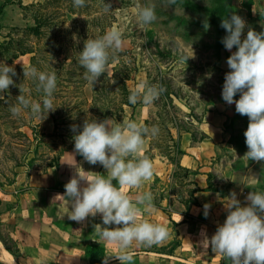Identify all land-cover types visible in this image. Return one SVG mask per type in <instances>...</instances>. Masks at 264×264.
<instances>
[{
  "label": "rangeland",
  "instance_id": "374dc122",
  "mask_svg": "<svg viewBox=\"0 0 264 264\" xmlns=\"http://www.w3.org/2000/svg\"><path fill=\"white\" fill-rule=\"evenodd\" d=\"M28 1L0 0V4L6 3L0 13V34L33 23L32 11H25L21 3L30 5L43 0H31L30 4ZM85 1L94 14L84 18L78 16L81 20L94 22L97 27L103 26L104 34L114 26L122 30L123 44L115 56L118 60L108 65V71L94 85L88 80L86 84H81L79 78L85 79V75L80 70L69 74L60 68L56 87L60 97L53 103L64 119L56 131L50 116L55 111L49 112L47 118L41 121L36 117L31 118L33 114L30 109L23 110L19 116H14L8 105L0 109V187L11 184L21 171L47 167L61 150L73 146L76 133L72 131V125H77V130L81 131L85 119H111L119 123L134 106L143 104H119L117 108L116 104H112V101L120 103L123 98L120 97L119 87L111 83V69L114 66L124 65L136 70L134 79L127 82L133 91L142 81L165 89L152 103L155 115L149 118L148 124L149 129H158L154 136L155 144L162 151H169L167 123L171 121L175 126L191 128L208 112L223 114L227 107L222 98V89L225 74L230 71L227 58L236 48L228 51L222 44L227 33L220 26L221 21L230 18L233 12L244 18L247 25L242 39L246 37L249 27L264 32V0H176L170 7L166 6V0ZM68 3L66 0L64 4ZM105 3L111 4L108 12L104 11ZM149 4L155 5L157 19L141 27L137 9ZM64 7L61 6L62 9ZM48 9L52 10L53 7L49 6ZM73 17L65 14L66 27L71 25ZM205 23L209 27L205 28ZM28 45L34 46L32 43ZM63 55L64 52L59 55L60 58ZM56 61H53L55 66ZM64 66L68 69L73 64L67 61ZM101 85L104 89L97 102V98L93 99V93ZM239 95L234 99L238 100ZM100 106L108 110L98 116L97 108ZM109 112L113 114L109 115ZM230 114L223 123L229 138L218 160H222V171L229 170L236 176L242 168L255 161L243 157L248 151L244 136L248 117L236 113L235 106L230 109ZM34 129L36 133H33ZM257 164L264 166V161ZM214 178L215 175L210 174V179ZM222 264H226V260Z\"/></svg>",
  "mask_w": 264,
  "mask_h": 264
},
{
  "label": "clouds",
  "instance_id": "9594fccd",
  "mask_svg": "<svg viewBox=\"0 0 264 264\" xmlns=\"http://www.w3.org/2000/svg\"><path fill=\"white\" fill-rule=\"evenodd\" d=\"M73 3L75 7H83L85 0H73ZM175 3L176 0H166L168 7ZM110 9L111 4L105 3L104 11ZM137 17L141 27L150 25L157 19L155 5L139 7ZM246 25V20L235 12L221 21L220 26L227 33L222 44L228 51L236 48L227 58L230 71L225 74L222 98L229 105L235 104L236 113L248 117V127L244 132L248 151L243 157L259 163L264 161V32L249 27L242 39ZM204 26L209 27L207 23ZM122 44V30L115 26L102 37L90 39L84 44L79 62L86 69L84 75L90 83L94 85L108 71L111 54L120 50ZM23 74L38 81L37 90L44 93L42 102L32 101L20 94L17 105L12 106L10 111L19 116L23 110L30 109L36 118L43 121L49 112L57 108L53 103L57 75L55 72H40L35 67L23 68ZM15 75L14 66L0 63V93L14 85ZM164 90L161 86L142 81L130 94L129 102L151 105ZM238 93L239 99L236 100L234 97ZM77 129V125H72V131L76 133L75 153L89 164L102 165L107 170V177L85 176L76 171L65 184L64 194L57 196L70 205L67 217L71 221L83 224L90 217L101 216L102 225L98 224L97 228L100 238L119 249L117 254L104 257V264L112 258L119 260L120 264H131L133 256L129 250L134 243L150 247L170 238V231L164 224L140 219L142 214L150 216L156 211L152 203L153 195L146 192L133 199L124 190L140 189L153 179V162L139 154L146 143L145 137H154L158 129H149L132 120L114 124L111 119H85L82 130ZM113 181L118 182L119 187ZM228 198L226 219L217 226L210 239L205 236L203 241L206 240L211 248L230 259L232 264H264V193L251 191L245 198L248 202L246 206L241 205L235 192ZM210 207V204H204L205 217Z\"/></svg>",
  "mask_w": 264,
  "mask_h": 264
},
{
  "label": "crops",
  "instance_id": "0c3cea01",
  "mask_svg": "<svg viewBox=\"0 0 264 264\" xmlns=\"http://www.w3.org/2000/svg\"><path fill=\"white\" fill-rule=\"evenodd\" d=\"M30 56L19 55L13 65L27 66ZM3 95L0 93V98ZM234 106L227 104L223 114L208 112L191 128L167 123L169 151H162L153 136L145 137L139 155L151 159L154 177L140 189L124 190L133 199L146 192L153 195L156 211L150 216L142 214L140 219L164 224L170 238L150 247L134 243L129 250L133 256L131 264H222L225 260L203 241L205 236L210 239L217 226L223 224L232 192L242 206L248 203L245 198L251 191L264 193V166L258 162L246 165L236 176L221 169L222 160L218 159L229 138L223 123ZM153 110L152 104L136 105L123 121L143 125L147 121L150 128L148 120L155 115ZM76 171L85 176L107 177L102 165L89 164L75 153L73 145L62 150L47 167L21 171L11 184L0 187V253L8 259L7 262L0 258V264H104V257L118 253L119 249L102 240L97 232L98 224L102 225L100 215L83 224L68 219L70 205L57 195L64 194L65 184ZM171 172L173 178L168 182ZM210 174L215 175L213 180ZM113 183L119 187L118 182ZM206 203L211 205L207 217L203 208ZM88 245L102 248V253L91 258L86 253ZM108 264L120 262L112 258Z\"/></svg>",
  "mask_w": 264,
  "mask_h": 264
},
{
  "label": "trees",
  "instance_id": "16d2710c",
  "mask_svg": "<svg viewBox=\"0 0 264 264\" xmlns=\"http://www.w3.org/2000/svg\"><path fill=\"white\" fill-rule=\"evenodd\" d=\"M65 2L66 0H43L34 4L26 5L23 9L25 11H32L33 23L24 27L13 28L3 35L0 34V63L5 62L9 66H14L12 65L13 60L19 55L31 54L30 62L27 66H14L16 75L13 77V80L15 83L10 86L9 89L4 92L3 97L0 98V109L4 105H8L10 108L17 105V97L20 94L25 95L26 98H30L32 101L42 102L44 93L42 90H37L38 81L24 77L23 68L27 69L28 67H35L40 72H55L57 78L60 77L58 75V71L61 70L60 68L65 69L69 74H73L79 70L85 73L86 69L79 62L80 53L87 40L97 39L103 36L104 28L103 26L97 27L94 22L87 23L84 19L81 20L79 18L89 17L94 14V11H90L89 5L86 1L83 7H78L76 9L73 5V0H68V4H64ZM5 4L6 3L0 4V13ZM64 5V9H62L61 6ZM49 6H52L53 9H48ZM65 14L69 16L74 15L70 20L71 25L68 27L65 26V23L67 22ZM73 39H76L77 41ZM28 43H32L34 46L28 45ZM62 52H64V55L60 58L59 55H61ZM116 54L117 51L111 54L109 65L118 60V58L115 57ZM54 60H58L55 63L56 66L53 63ZM67 61L73 64V66L68 69L64 66V63ZM111 71H113L112 80L115 81L114 85L119 87L118 90L120 91V97H123L120 99V103L112 101V104H116V108L119 104H121V106L124 104H131L129 102V96L133 90L129 89L127 82L134 79L133 74L136 70L124 65H119L114 66ZM79 81L81 84H86L88 82L86 78H79ZM102 85L99 90L97 87V90L95 89L93 93V99L97 98V102L98 97L104 89L101 88ZM57 92L58 91L56 90L54 91L53 100L60 97ZM112 94H115V92L112 91ZM93 104L91 106H93ZM121 106H119L118 109H120ZM107 110L106 107H98V116H101L102 112ZM112 114V112H109V115ZM105 115H108V113L105 112ZM50 116L52 117L53 126L56 131L60 126V121L64 119V115L60 110L58 111L56 109L55 112L50 113ZM33 117L35 116L32 115L31 118ZM146 124L147 121L144 125L146 126ZM33 133H36V129H34ZM176 153L180 154V151L177 150ZM59 154L57 155V158ZM86 253L93 258L102 253V248L95 245H88L86 247Z\"/></svg>",
  "mask_w": 264,
  "mask_h": 264
},
{
  "label": "built area",
  "instance_id": "2783aa9c",
  "mask_svg": "<svg viewBox=\"0 0 264 264\" xmlns=\"http://www.w3.org/2000/svg\"><path fill=\"white\" fill-rule=\"evenodd\" d=\"M172 178H173V172H171V174L169 175L168 182H171L172 181ZM225 260H226V264H232V262H231L230 259L225 258Z\"/></svg>",
  "mask_w": 264,
  "mask_h": 264
},
{
  "label": "bare ground",
  "instance_id": "6f19581e",
  "mask_svg": "<svg viewBox=\"0 0 264 264\" xmlns=\"http://www.w3.org/2000/svg\"><path fill=\"white\" fill-rule=\"evenodd\" d=\"M0 258L8 262L7 257L3 253H0Z\"/></svg>",
  "mask_w": 264,
  "mask_h": 264
}]
</instances>
